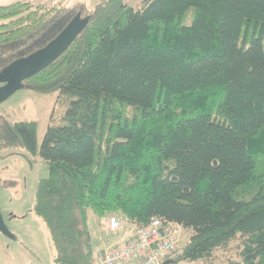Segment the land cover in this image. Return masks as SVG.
I'll return each mask as SVG.
<instances>
[{"label":"trees","instance_id":"1","mask_svg":"<svg viewBox=\"0 0 264 264\" xmlns=\"http://www.w3.org/2000/svg\"><path fill=\"white\" fill-rule=\"evenodd\" d=\"M77 15L89 19L83 32L23 82L70 99L62 123L38 145L37 122L0 117V149L47 165L33 213L54 264H93L89 212L182 225L191 235L173 264L206 260L237 236L241 260L230 264H264V0L12 2L0 6V72Z\"/></svg>","mask_w":264,"mask_h":264},{"label":"rangeland","instance_id":"2","mask_svg":"<svg viewBox=\"0 0 264 264\" xmlns=\"http://www.w3.org/2000/svg\"><path fill=\"white\" fill-rule=\"evenodd\" d=\"M31 2L34 5H60L71 7L83 2L93 9L99 0H0V6L12 2ZM134 10L144 8L148 0H124ZM189 21L187 22V24ZM253 35L251 30L243 36L239 45L248 46L247 40ZM70 99L59 93L41 95L29 90H21L0 104V115L8 122L35 121L38 124L37 141L41 144L48 126L59 125L68 108ZM120 108L121 106L118 105ZM123 109V108H121ZM124 113L128 118L137 114L136 109L127 107ZM103 127V126H102ZM48 169L40 158H31L19 148L0 149V212L9 232L15 237L11 240L0 233V264H54V249L44 223L33 213L35 190L39 180L46 178ZM124 222V229L119 233H110L107 228V217L103 233L98 230L96 219L88 213V225L93 235L96 249L106 245L109 236L133 232V224L118 214ZM97 222V223H98ZM242 239L237 236L226 249L215 250L210 258L195 263L179 264H230L240 261ZM183 241L178 254L187 244ZM176 254V255H178ZM176 257V256H175Z\"/></svg>","mask_w":264,"mask_h":264},{"label":"built area","instance_id":"3","mask_svg":"<svg viewBox=\"0 0 264 264\" xmlns=\"http://www.w3.org/2000/svg\"><path fill=\"white\" fill-rule=\"evenodd\" d=\"M133 226L128 243L108 248L93 258V264H164L178 254L181 243L189 241L191 235L182 225L157 217L147 225ZM107 228L110 233H119L125 227L117 216H109Z\"/></svg>","mask_w":264,"mask_h":264},{"label":"water","instance_id":"4","mask_svg":"<svg viewBox=\"0 0 264 264\" xmlns=\"http://www.w3.org/2000/svg\"><path fill=\"white\" fill-rule=\"evenodd\" d=\"M88 18L81 19L77 15L70 24L43 49L17 60L0 72V104L8 100L16 92L24 90L23 82L46 69L56 61L83 32ZM0 233L11 240L15 237L7 229L0 212ZM168 260L164 264H173Z\"/></svg>","mask_w":264,"mask_h":264},{"label":"crops","instance_id":"5","mask_svg":"<svg viewBox=\"0 0 264 264\" xmlns=\"http://www.w3.org/2000/svg\"><path fill=\"white\" fill-rule=\"evenodd\" d=\"M0 117H1V115H0ZM104 219L105 218L99 219V222L96 219V224H97L98 230L101 231L102 233L104 231V227L103 226L106 223V222H104L105 221ZM132 236H133L132 235V232H126L124 234H121L120 233L118 235L109 236L108 237V240L106 241V245L103 246V247H101V248H99V249H96V247L94 246V242H93V235L91 233L92 243H93V249H94V251H93V258L96 257V256H99V255L103 254L110 247L119 246V245L128 243L130 241V239L132 238Z\"/></svg>","mask_w":264,"mask_h":264}]
</instances>
